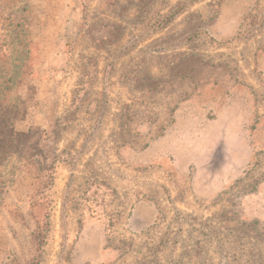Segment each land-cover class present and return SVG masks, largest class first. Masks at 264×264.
<instances>
[{"label":"rangeland","instance_id":"1","mask_svg":"<svg viewBox=\"0 0 264 264\" xmlns=\"http://www.w3.org/2000/svg\"><path fill=\"white\" fill-rule=\"evenodd\" d=\"M0 1V264H264V0Z\"/></svg>","mask_w":264,"mask_h":264},{"label":"trees","instance_id":"2","mask_svg":"<svg viewBox=\"0 0 264 264\" xmlns=\"http://www.w3.org/2000/svg\"><path fill=\"white\" fill-rule=\"evenodd\" d=\"M27 7L0 1V127L17 106L13 97L23 79L31 74L33 46L26 28ZM7 126V125H6Z\"/></svg>","mask_w":264,"mask_h":264},{"label":"crops","instance_id":"3","mask_svg":"<svg viewBox=\"0 0 264 264\" xmlns=\"http://www.w3.org/2000/svg\"><path fill=\"white\" fill-rule=\"evenodd\" d=\"M245 79H247V78H245ZM249 80H252V77H249ZM237 89H238V91L236 92V94L234 96V100L236 99V101L239 102L240 105H243V106L246 107V111L248 112L249 118L252 117V116H255L256 115L255 114V111L256 110L254 108L253 98L250 96V94L248 92H246V90L243 91L242 87L241 88L239 87ZM212 104H214V103H212ZM175 107H176L175 108V112H174L175 115H181L182 114V111H183V105L175 106ZM221 109H217V111L219 112ZM246 134H247V137H248L250 146H251L252 143H253V141H252L253 139H252V136H251L250 132L247 129H246Z\"/></svg>","mask_w":264,"mask_h":264}]
</instances>
